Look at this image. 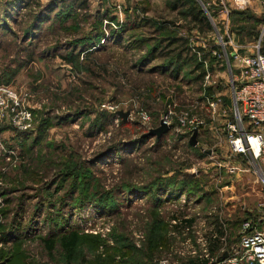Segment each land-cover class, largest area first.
Segmentation results:
<instances>
[{"label":"rangeland","instance_id":"374dc122","mask_svg":"<svg viewBox=\"0 0 264 264\" xmlns=\"http://www.w3.org/2000/svg\"><path fill=\"white\" fill-rule=\"evenodd\" d=\"M167 1L0 0V85L31 95L27 105L34 125L25 134L0 131V264H89L115 249L135 255L147 249L155 215L166 233L151 263L142 264H187L199 254L206 257L203 241L214 215L226 228L229 254L238 250L244 221L264 233V188L250 161L229 155L221 130L233 117L231 54H253L258 44L264 52V23L249 40L236 33L246 23L229 20V14L248 9L264 20V4L253 0L240 9L231 0H196L210 24L202 34L176 21V12L166 11ZM52 3L72 8L69 19L64 12L55 18ZM209 6L218 10L214 18ZM37 17L45 22L31 33L33 42H22L23 31ZM109 18L119 24L112 35L108 27L115 24ZM145 19L169 21L165 36L175 31L199 60L174 77L173 70L161 67L163 50L153 53L157 58L145 57L160 37ZM96 20L107 27L99 44L72 48L84 35L90 37ZM213 51L219 61L212 59ZM69 53L77 55L75 63L65 59ZM204 61L205 70L194 69ZM206 73L212 75L208 82ZM209 89L212 101L206 99ZM212 102L220 104L215 111ZM118 111L129 113L127 121L116 116ZM169 112L172 127L181 113L202 120L196 146L189 145L192 134L173 129L159 140L139 141ZM111 146H116L113 153L97 159ZM182 215L194 222L192 231L181 234L172 218ZM71 233L79 239L68 262L61 239ZM88 236L99 239L96 247ZM45 241L54 243L50 250ZM221 250L209 264L222 259Z\"/></svg>","mask_w":264,"mask_h":264},{"label":"built area","instance_id":"2783aa9c","mask_svg":"<svg viewBox=\"0 0 264 264\" xmlns=\"http://www.w3.org/2000/svg\"><path fill=\"white\" fill-rule=\"evenodd\" d=\"M233 4L242 9L253 0H231ZM262 1L264 4V0ZM227 12V9L224 8ZM255 53L245 56L234 57L232 67L236 71L230 78V100L232 103L233 117L222 125L225 135L227 151L230 156L244 157L250 161L255 169V175L264 188V54L259 51V44L255 46ZM212 56L220 60V54L213 51ZM227 60V59H226ZM233 62V63H234ZM204 65H207L204 62ZM228 68H231L227 60ZM212 77L206 73L204 81L208 82ZM31 95L24 90H14L10 86L0 85V131L11 129L17 132H29L34 128L31 109L27 105ZM213 99V96L206 98ZM217 103H210L209 107L215 111ZM169 115H164L162 121L177 134H192L199 130L203 122L200 118L186 113H181L178 125L172 127L168 122ZM191 136V135H190ZM232 173V169L230 171ZM172 224H176L172 221ZM221 224L223 235L219 237L223 244L221 253L222 261L215 264H264V233L257 231L251 221H244L240 229L238 250L229 254L225 250L227 232L224 224ZM192 227L185 228L182 233L192 231ZM215 237V235H214ZM204 253H206L205 241H203ZM192 255L196 252L192 251ZM224 256H229L224 259ZM160 264H169L166 261Z\"/></svg>","mask_w":264,"mask_h":264},{"label":"trees","instance_id":"16d2710c","mask_svg":"<svg viewBox=\"0 0 264 264\" xmlns=\"http://www.w3.org/2000/svg\"><path fill=\"white\" fill-rule=\"evenodd\" d=\"M203 2H205L204 0H201ZM51 4V3H50ZM55 4V3H52ZM56 5V6H55ZM53 7V12L56 11V15L55 18L59 17V15L62 13L61 15L64 16L65 19H69L68 15L70 11H73L72 8L70 9H58V4L56 3ZM166 11H172V12H176V21L178 20H182L184 23H186L188 30H197L200 33H207L210 30V24H209V20L206 17L204 11L202 10V8L200 7L199 3L196 0H173V1H167L166 2ZM213 8V9H212ZM208 12H211V17L214 18L215 16V12L216 9L214 8V6H209L208 7ZM218 11V10H217ZM216 11V12H217ZM75 15V14H74ZM5 18H9L12 19V15H4ZM62 16V17H63ZM67 17V18H66ZM75 17V16H73ZM46 18V17H45ZM40 18L37 17L33 23L30 24V27L27 28L26 30L23 31V35L21 38V41L23 42V40L25 39V41H29V40H34L33 36L31 35V33H34L37 31V29H39V24L40 23H44L45 21L41 22V20H39ZM6 19H4L3 21H5ZM39 20V21H38ZM46 20V19H45ZM110 24H113L114 19H110ZM147 20V22H152L151 19H145ZM229 20H234L236 23L238 24H243L246 23L245 25H240V27H236V33L238 35H241L242 33H245V35L248 37L249 40H255L261 29L263 28V23L264 20L263 18H257L255 17V15H253L248 9L244 10V11H237V10H232L231 13L229 14ZM98 20H96L95 24L97 23ZM175 21V22H176ZM38 22V23H37ZM154 24V26L156 27V31H159V36L156 43L150 47L149 52L145 55L146 56H151L153 57V53H155L158 49L163 50L164 53H160V58L162 60H166L164 62V64L161 66L162 69H164L165 72L167 71H172V74L174 73V77H177V74L183 69L184 65H190V64H194L196 62V60L198 61L199 59H197V54L194 53L195 55H191V47L187 44V41L184 40L182 37H180L179 34H177L174 31L173 36L171 35H166L165 36V32L167 30V26L166 24H169V21H162V22H152ZM36 24V25H35ZM115 24V23H114ZM171 24V23H170ZM247 24H251V25H247ZM0 25V29L2 30L3 27L1 28ZM110 26V25H108ZM112 26V25H111ZM119 24H115L111 27H108L111 35L115 32L116 27H118ZM245 26H249V27H245ZM106 26L103 27L102 22L97 23V27H93L92 28V33L90 34V37L87 35H84L82 37L81 40H77L73 43L72 48L76 45V44H83L87 43L89 45L94 44L92 46H96L98 45L100 39L102 36H104L105 31H106ZM31 29V32H30ZM76 29V28H75ZM120 29V28H119ZM164 34V35H162ZM103 38V37H102ZM120 37H117L116 39V43L120 44ZM31 42V43H32ZM141 43H147V41H143ZM164 43V44H163ZM163 44V45H162ZM162 45V46H161ZM21 48V47H20ZM23 51L27 52V49H22ZM189 53V54H188ZM188 54V56H187ZM261 54H264V52H261ZM30 56H33V53H29L27 55L28 59L26 60L27 63L30 61ZM68 57H65V59L67 60L68 63L72 64L75 63L77 61V55L74 53H69L67 55ZM212 56V55H211ZM40 58H43L40 56ZM157 58V57H153ZM212 59L215 60L214 57H212ZM217 61V59H216ZM196 68V69H195ZM154 69H157L154 67ZM195 70H205L204 69V62H197L195 67ZM192 70L191 74H194L193 72H197ZM190 75V74H187ZM200 76V73L198 75V77ZM206 98H210L212 97V91L209 89L207 90L206 93ZM227 103L229 104V101H227ZM27 132H24L22 134H25ZM146 140L145 137H141L140 138V142ZM137 142H131L130 145H135ZM139 143V142H138ZM116 146H111L109 147L105 153L101 154L100 156L97 157V159L101 158L103 155H108L114 152ZM96 159V160H97ZM96 162V161H95ZM186 185V182H185ZM209 217V215L207 216ZM213 217V218H212ZM212 217H209L208 220H212V230L207 234L206 239H205V247H206V253L207 256L205 257V255H202V257H200L201 255L199 254V256H197V258L193 259L192 261H188L187 264H209V259L212 258V256L214 254H216L222 247L223 244L220 242L219 237L223 235L222 233V229H221V220L220 217L214 215ZM194 218H190L189 216H185L182 215L180 217L178 216H174L172 218V221H175L176 224H172L173 228L177 231H180V233L182 234V230L185 228H189L192 227V223ZM211 225V224H210ZM166 233V229L165 226H162L161 221L157 220V215L154 216V221L152 222V224L149 226V231H148V247L146 250L137 252L136 254H130V256H126L124 252H122L120 249H115L112 254H107V255H103L101 256L100 254L94 256L93 260H91L89 262V264H142L141 260H147V263H151V261L154 259L155 254L157 253V248L160 246L162 239H163V234ZM215 235V237H214ZM89 237V236H88ZM79 239L78 235L76 233H71L69 236L63 237L61 239V246L63 247L65 254H66V259H68L67 261L69 262L72 258V255L74 253V249L76 247V243L77 240ZM89 243H93L92 246L96 247L98 245L99 239L96 237H92L90 236L88 238ZM227 241V240H226ZM231 241H228V247H230L229 243ZM46 245V248L48 250H50L53 247V242L51 241H45L44 242ZM208 251V252H207ZM226 251L228 253H230L227 249ZM133 252V251H132ZM116 255H120L121 258H119L118 261H116L115 256ZM217 262L214 263H210V264H215V263H219L222 261L221 256L217 258Z\"/></svg>","mask_w":264,"mask_h":264},{"label":"water","instance_id":"95a60500","mask_svg":"<svg viewBox=\"0 0 264 264\" xmlns=\"http://www.w3.org/2000/svg\"><path fill=\"white\" fill-rule=\"evenodd\" d=\"M117 117H119L120 119H122L123 122L127 121V118L129 116L128 112H122V111H118L115 113ZM169 126H167L163 121L160 122L159 126L155 129H151L150 131H148L146 134H144V137H155L156 139H161L162 136H164L165 134H167L169 132ZM197 130H194L192 132V135L189 138V145L191 147H194L197 145ZM226 257V256H224Z\"/></svg>","mask_w":264,"mask_h":264},{"label":"crops","instance_id":"0c3cea01","mask_svg":"<svg viewBox=\"0 0 264 264\" xmlns=\"http://www.w3.org/2000/svg\"><path fill=\"white\" fill-rule=\"evenodd\" d=\"M204 62H206V61H204Z\"/></svg>","mask_w":264,"mask_h":264}]
</instances>
